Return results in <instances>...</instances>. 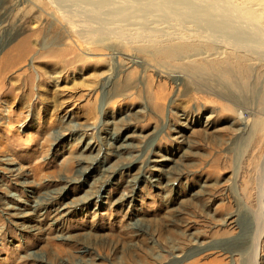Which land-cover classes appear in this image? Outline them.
<instances>
[{
    "label": "rangeland",
    "instance_id": "obj_1",
    "mask_svg": "<svg viewBox=\"0 0 264 264\" xmlns=\"http://www.w3.org/2000/svg\"><path fill=\"white\" fill-rule=\"evenodd\" d=\"M224 1L264 28V0ZM63 13L0 0V264H264V53ZM208 67L255 68L232 101Z\"/></svg>",
    "mask_w": 264,
    "mask_h": 264
},
{
    "label": "bare ground",
    "instance_id": "obj_2",
    "mask_svg": "<svg viewBox=\"0 0 264 264\" xmlns=\"http://www.w3.org/2000/svg\"><path fill=\"white\" fill-rule=\"evenodd\" d=\"M53 1L61 7L67 20L70 22L75 21L72 23H76L77 32H85V34H90L91 36H95L97 32H103L106 36L116 34V32L127 34L123 26L132 20L137 21L138 34L141 35L149 34L147 31L151 29V26L146 21L156 17L159 20L164 19L166 22L170 20L179 21V24L186 19H191L197 33L205 35L204 37L200 36V38L207 40L208 43L210 41L211 43L213 42L215 48L232 45L231 42L236 41L243 50H252V52L259 55L264 53V28L252 23V19L250 20L241 15L237 9H234L232 5H229L224 0H166L170 4L162 0ZM221 34L229 36L228 40L221 37ZM179 49L178 45L177 47L168 46L163 49L162 47L159 48L158 52L161 51L165 52L166 55L177 56ZM8 68L0 67V73L5 72ZM208 68L215 70L216 74H214L225 81L223 85L227 92L223 96L232 101H237L236 96L230 93V89L238 86L239 81H236L235 74L237 73L240 76L241 84L245 85L248 75L255 67H219L218 72L216 71L217 67ZM201 70L205 72V70ZM260 98L264 106V89L260 94ZM73 134L71 133V135ZM263 243L264 233L262 232L257 237V247L260 248ZM254 264H259L257 253L254 258Z\"/></svg>",
    "mask_w": 264,
    "mask_h": 264
}]
</instances>
